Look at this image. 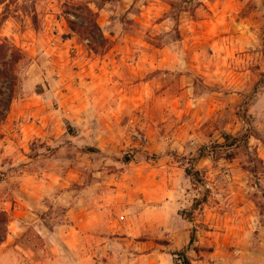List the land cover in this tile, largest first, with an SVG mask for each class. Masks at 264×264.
<instances>
[{"label": "rangeland", "instance_id": "obj_1", "mask_svg": "<svg viewBox=\"0 0 264 264\" xmlns=\"http://www.w3.org/2000/svg\"><path fill=\"white\" fill-rule=\"evenodd\" d=\"M4 43L0 179L55 156L88 195L173 201L192 264H264V0H0L1 86Z\"/></svg>", "mask_w": 264, "mask_h": 264}, {"label": "crops", "instance_id": "obj_2", "mask_svg": "<svg viewBox=\"0 0 264 264\" xmlns=\"http://www.w3.org/2000/svg\"><path fill=\"white\" fill-rule=\"evenodd\" d=\"M30 160L34 163L20 169L19 188L18 167L0 179V186L16 194L13 199L8 193L0 203L12 218L0 264H179L171 250L180 251L191 238L186 232V242L177 245L186 220L167 211L175 207L173 201L154 209L145 201L129 207L112 203L97 191L88 195L100 183L88 186L80 165L54 156L42 168ZM166 238L174 244L166 245Z\"/></svg>", "mask_w": 264, "mask_h": 264}, {"label": "trees", "instance_id": "obj_3", "mask_svg": "<svg viewBox=\"0 0 264 264\" xmlns=\"http://www.w3.org/2000/svg\"><path fill=\"white\" fill-rule=\"evenodd\" d=\"M95 26L101 31V27L99 26V24L97 22L95 23ZM2 48L4 50H6V52H7L6 58L8 60L6 63L7 69H6L5 76L3 77L2 86L0 85V96L8 95L9 104L4 105L3 101L0 100V125L3 121H5L7 119L8 113L10 111L11 103L14 99L15 87L17 84V76L15 74V67L23 58L22 51H20L15 46H13L9 43H4L2 45ZM9 51H11L10 55H9ZM91 152H92V150H91ZM7 220H8L7 212L4 210H0V225L3 224L4 221H7ZM6 237H7V230H6V234L4 236H0V246L5 242ZM195 240H196L195 234H192L191 241H190L188 247L185 249L186 250L189 249L193 245ZM186 250H181V251H178L174 254L183 258V264H192L190 259L188 258L187 254H186Z\"/></svg>", "mask_w": 264, "mask_h": 264}]
</instances>
